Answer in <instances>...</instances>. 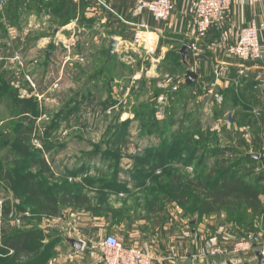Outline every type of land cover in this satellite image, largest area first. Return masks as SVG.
I'll use <instances>...</instances> for the list:
<instances>
[{"label":"crops","instance_id":"0c3cea01","mask_svg":"<svg viewBox=\"0 0 264 264\" xmlns=\"http://www.w3.org/2000/svg\"><path fill=\"white\" fill-rule=\"evenodd\" d=\"M9 1L7 0L6 9L10 7ZM31 1L34 2L30 3L28 11L22 4L17 8L16 15L21 16L22 19L19 21H22L23 26L24 23L30 24L32 18H37L39 25L49 24L51 29L47 31L48 34L44 33L43 36L38 37L39 49H44L46 53L45 65L55 59L56 53H62L59 47H62L64 53H76L78 45L85 40L86 44L92 45L91 48L89 47L91 53L94 49L98 53H104L106 56L104 68H119L118 66H121L123 61L132 59L134 63L149 60L151 64L146 69L139 66L138 74L145 70L160 72L159 70L163 67L182 71L184 74L181 84L182 96L190 99V102L185 103V114L188 117L187 121L196 119L197 132L195 134L190 130H182L181 135H178L176 132L169 131L167 133L171 138L168 141L169 148L174 146L180 136L185 138L180 160L187 174L191 168L197 171L204 169L207 159H209L210 168L218 160H229L235 173L246 182H258L262 189L260 198L264 202V0H232L223 25L219 28H212L202 39L197 38L196 35L194 19L196 0H173L175 10L171 18L161 23L156 22L149 13H145L144 16L135 13L139 0ZM32 6L36 7V13L33 12ZM5 12L8 19L7 10ZM142 19L150 25L148 38L151 39V44L148 42L143 47L137 48L132 45L131 41L135 34L136 24ZM253 23L259 28L263 57L257 62H244L231 56L228 51L237 43L241 29ZM13 28L14 26L5 28L7 36L12 38L11 41L18 36H15ZM21 32L22 40L30 41V37H27L30 28L22 27ZM113 40L117 41L118 46L112 60L107 62L108 51ZM195 43L199 48L197 53L192 50ZM184 46L190 48L189 65L183 61L179 52ZM190 74L197 76L192 83H189L188 79ZM12 128L10 126L11 132H13ZM36 133L37 131L34 130L32 139L36 138ZM6 134L9 135L8 132ZM14 135L13 132V135L9 137L13 138ZM122 136H124L123 133H115L113 139L116 138V140H112V143H120L119 138ZM125 136L144 139L146 137L161 138L162 134L137 131ZM191 145L197 146L192 147ZM157 148L158 144H150L143 151L144 153H155ZM46 162L50 170L49 175L52 176L50 181L59 180L63 175L62 171H66L65 174L74 179H68L66 186L60 187V197H54L59 201L57 213L39 211L34 205L36 208L34 217L41 218L42 223L48 221L46 219H53L55 224L58 221L63 222L64 226L69 229V237L79 239L77 236L73 237L77 227L75 221L82 216L86 219L93 217L90 212L94 204L93 196L99 191L93 188V184L86 175L92 168L91 160L86 159L78 164L72 163L64 167H57V164L54 166ZM174 165L167 164L165 168L177 171L179 162H175ZM151 169H154L150 173L153 176L149 179L119 177L111 188L107 186L100 191L102 203L99 207L102 209V220L101 225L98 226L104 235L116 236L126 247L141 249L152 256L155 259L154 264L187 262L184 259L189 256L190 245L196 244L193 241L194 237L190 234L194 222L189 221L185 209L178 203L166 198L164 205H161L158 203L157 194L148 193L157 176L155 173L157 168L151 167ZM78 174L85 175L76 178ZM182 174L194 178L191 175ZM5 184L8 192L6 200L10 198L11 202L10 217L12 219L15 195L21 196V202L24 205L29 200L42 202L46 196L45 185L36 194L31 193L27 188H23L19 194L15 193L7 183ZM75 186H79L80 189L74 190ZM78 195L88 198V203L84 206L76 204L75 198ZM63 198L66 202L62 201ZM136 202H142L140 211L134 207ZM110 206H116L115 209L119 213L125 212L122 216L126 220L119 224L112 223L109 220L110 213L107 212ZM7 208L10 207L7 206ZM136 209L140 212L139 214ZM28 214L26 212L22 218L33 216ZM68 222L70 224L67 227ZM32 224L27 223L26 227L21 230H29ZM15 225V220H12L9 232L15 231ZM95 226L97 224L95 225L94 221L90 220L85 229V235L92 234ZM84 239L87 240V238ZM86 240H82L85 242V247L81 251L75 250L68 243L59 242L54 247L53 259L47 260L48 264H104L100 260L99 250L96 249L98 244H94L91 253L82 252H86L88 248ZM199 243L198 241L197 246ZM39 244L41 247L47 245L45 241ZM32 253L24 254L27 258H23V264H44L45 259H40L39 256L30 258ZM14 254V251L7 253L6 258Z\"/></svg>","mask_w":264,"mask_h":264},{"label":"rangeland","instance_id":"374dc122","mask_svg":"<svg viewBox=\"0 0 264 264\" xmlns=\"http://www.w3.org/2000/svg\"><path fill=\"white\" fill-rule=\"evenodd\" d=\"M31 2L34 1L24 0L22 2L20 0L18 4H24L28 11ZM7 3V0H0V161L12 169L16 176L36 174L37 180L44 179L42 180L45 185L44 191L46 195L52 197H60V187L64 188L68 179H74L67 176L66 171H62L63 175L59 180L50 181L52 177L49 174L47 176L40 174L38 167H33L25 160L20 162L12 142L15 141L16 134L14 133L13 138L9 137L13 135V132L9 130L10 126L13 124V127H16L17 119L12 120V110L7 106L6 95L13 92L16 98L28 101L30 104L29 110H31L28 114L34 130L37 131L36 138L31 141L32 152L35 154L40 152L46 161L54 166L57 164V167L72 163L78 164L86 159L91 160L92 168L86 175L93 184V188L99 190L93 196L94 204L90 211L93 217L86 219L82 216L76 219V233L73 236H77L78 240L87 238L88 248L86 252H82L89 254L94 244H99L106 237L98 226L101 225L102 220V209L99 207L102 203L100 191L107 186L111 188L119 177L137 180L151 178L154 158L150 157L149 152L144 153L143 149L149 147L150 144H158L157 150H162L163 145L167 147L168 141L171 140L167 134L169 131L181 135L182 130H190L196 134V119L187 121L188 117L185 114V103L190 102V99L182 96L181 84L184 74L179 69L164 67L159 70L160 72L145 70L138 74L139 66L146 69L151 65L149 60L134 63L132 59H127L122 62L121 66H118L119 68H104L106 58L104 53H98L96 49L91 53L90 46L92 45L86 44L85 40L79 44L80 46L78 45L76 53H64L62 47H59L62 53H56L55 59L45 65L46 53L44 49H39L38 37L43 36L44 33L48 34L47 31L51 29L49 24L39 25V20L32 18L30 24L24 23L23 26L22 21H19L22 19L21 16H11L7 19L5 14ZM11 3H16V0ZM32 7L33 12L36 13V7ZM6 26L9 28L14 26L15 36H18L13 41L5 32ZM22 27L30 28L27 34L30 41L22 40ZM17 32L20 33L17 34ZM10 72L13 73V77L9 75ZM137 131L158 132L163 138L138 139L125 136ZM7 132L9 135L6 134ZM117 132L123 133L124 136L119 138L120 143L113 144L112 140H116L113 137ZM184 142L185 138L180 136L174 146L167 147L165 153L171 157L169 164L174 165L175 162H179L177 171L194 178L206 176L210 170L209 159L204 169L200 171L191 168L187 174V170L183 169L182 160L179 158ZM158 157L160 156L157 155ZM58 172L60 173V170ZM155 173L160 176L154 179L148 193L157 194L158 203L164 205L165 199L170 195L164 182L167 176L161 174L162 169H157ZM84 175L78 174L75 177ZM76 189H80L79 186H75L74 190ZM20 190L23 189L20 187L14 191L20 194ZM7 194L6 184L0 183V198H2L0 199V203L2 202V205L0 204V242L5 237V233L9 234L12 220H15V223L16 220H21V225L16 223L15 231L25 228L27 223H33L32 227L29 226V230L40 231L42 237L39 242L34 240L30 244L33 250L30 258L39 256L45 259L44 264H48L47 260L53 259L55 245L59 242L67 243L66 239L70 238L69 229L64 226L63 222L58 221L55 224L53 219H46L48 221L42 223L41 218L34 217L36 200H29L24 205L21 202V196L16 195L13 200L14 217L12 219L10 217L12 211L6 214L7 206L11 209L10 198L6 200ZM141 203L136 202L134 205L139 211ZM112 207L110 206L107 211L110 213L109 220L112 223L119 224L126 220L122 216L125 212L119 213L115 209L116 206ZM188 208L189 221L194 222L190 234L194 237L193 241L196 244L190 245L189 256L184 260L191 261L192 264H226L228 258L209 259L200 257V255L212 247H230L240 239L264 231V219L254 217L251 212L231 214L222 212L198 216L190 205ZM138 209H136L137 214L140 213ZM26 212L33 216L22 218ZM90 220L94 221L97 226L94 227L92 234L85 235V229ZM37 222L39 224H35ZM69 224L68 222L66 226ZM42 241H45L47 245L38 247ZM198 241L199 246H197ZM41 253H43L42 256ZM99 256L103 261L102 255ZM9 258L14 262H22L23 258L27 257L14 254ZM245 259L248 258L240 256L237 261ZM0 264H7L6 254L0 256Z\"/></svg>","mask_w":264,"mask_h":264},{"label":"trees","instance_id":"16d2710c","mask_svg":"<svg viewBox=\"0 0 264 264\" xmlns=\"http://www.w3.org/2000/svg\"><path fill=\"white\" fill-rule=\"evenodd\" d=\"M21 1L23 2L24 0ZM11 2H13V0H10V7L6 10L8 17H15L17 16V8L21 7V5L18 4L20 0H16V3H14L15 5ZM12 6L13 9L15 8L14 10ZM9 75L13 77V73L10 72ZM16 93L18 92L16 91ZM6 97V101L8 102L7 106L12 110V118L17 119L15 124L16 127H13L12 124V130L16 134L15 141L13 140L12 142L16 150V155L19 157L18 159H20V162L25 160L33 167H38L42 175L49 174V166L42 154L40 152L35 154L31 151L34 126H32V120L28 114L31 110H29V102L16 98L13 92L8 93ZM163 146L162 150H156L155 153L152 152L149 153V155L154 158L152 167L162 169L161 174L167 176L164 182L169 189L168 192L170 195H168L169 197L167 198L169 201L178 203L185 209L187 214H189L188 206L190 205L192 210L202 216L222 212H227L229 214L233 212H251L254 217L264 219V203L260 198L262 194L260 185L257 181L246 182L245 179L237 175L231 167L229 160L221 159L215 162L206 176L189 178L179 171H171V168H165V166L169 164L171 157L165 153L168 146ZM161 151L162 153L160 154ZM180 154L182 155V150ZM157 155L160 157L157 158ZM159 176L157 175L156 178ZM42 180L44 179L37 180L36 174L16 176L12 169L6 167L0 161V183H7L13 190H18L20 187L21 189L27 188L31 193L36 194L44 185V181ZM62 201H65V199L63 198ZM58 203L59 201H57V199L46 195L42 202L36 203L35 205L39 211L55 214L57 213ZM75 203L79 206H84L88 203V198L78 195L75 198ZM151 205H154V203H151ZM10 212V208H6V214ZM41 235V232L37 230H20L9 232V234L5 233V237H3L2 242H0V256L11 251H14L18 256L24 254L28 255L30 252H33L32 248H30V244H32L34 240H38L37 242H39L40 237H42ZM45 248H47V246ZM42 255L43 253H41V256ZM39 258L41 259V257ZM7 264L23 263L14 262L9 258L7 259Z\"/></svg>","mask_w":264,"mask_h":264},{"label":"built area","instance_id":"2783aa9c","mask_svg":"<svg viewBox=\"0 0 264 264\" xmlns=\"http://www.w3.org/2000/svg\"><path fill=\"white\" fill-rule=\"evenodd\" d=\"M232 0H196L194 19L197 38H204L212 28H219L226 20L227 12ZM175 10L173 0H139L135 13L144 16L149 13L156 22H167ZM150 25L142 19L136 24L132 45L141 48L151 39L148 38ZM192 50L197 53L199 48L195 43ZM229 54L244 62L260 61L263 57L259 28L255 23L241 29L239 39L229 49ZM23 66V62H21ZM2 205V202L0 203ZM21 224V220H16ZM84 242V241H83ZM85 247V242H84ZM101 252L104 264H154L155 259L141 249L126 247L116 236L107 235L96 247ZM260 252L264 257V231L236 241L230 247L215 246L205 251L200 257L228 258L234 261L245 256L248 260L256 258L255 253Z\"/></svg>","mask_w":264,"mask_h":264},{"label":"water","instance_id":"95a60500","mask_svg":"<svg viewBox=\"0 0 264 264\" xmlns=\"http://www.w3.org/2000/svg\"><path fill=\"white\" fill-rule=\"evenodd\" d=\"M118 43L116 40H113L109 51H108V57H107V62L111 61L112 58L114 57L116 53ZM180 54L182 56L183 61L189 65V60H190V48L188 46H184L180 51ZM197 76L196 75H188L189 83H192L194 80H196ZM66 242L71 245L75 250L81 251L84 248V242L82 240H78L75 238H67ZM256 258L254 260H241V261H234L232 259H227L226 264H264V257L260 252L255 253ZM179 264H192L191 261L187 262H180Z\"/></svg>","mask_w":264,"mask_h":264}]
</instances>
